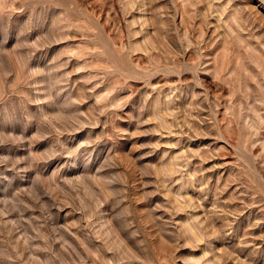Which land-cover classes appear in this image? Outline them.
Returning a JSON list of instances; mask_svg holds the SVG:
<instances>
[{
  "label": "rangeland",
  "instance_id": "1",
  "mask_svg": "<svg viewBox=\"0 0 264 264\" xmlns=\"http://www.w3.org/2000/svg\"><path fill=\"white\" fill-rule=\"evenodd\" d=\"M0 264H264V0H0Z\"/></svg>",
  "mask_w": 264,
  "mask_h": 264
}]
</instances>
